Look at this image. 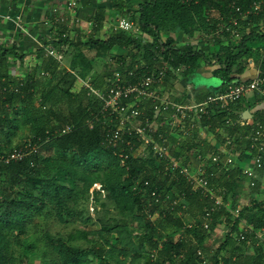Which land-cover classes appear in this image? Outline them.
<instances>
[{
  "label": "trees",
  "instance_id": "1",
  "mask_svg": "<svg viewBox=\"0 0 264 264\" xmlns=\"http://www.w3.org/2000/svg\"><path fill=\"white\" fill-rule=\"evenodd\" d=\"M235 1L243 10L252 2L112 0V18L108 22L115 23L119 17L131 19L142 34L151 38L148 43L142 36L136 38L127 33L99 37L107 21L105 8L90 18V34L84 35L82 28H76L84 35L76 40L71 36L62 38L70 31L68 24H58L56 18H50L55 33L47 45L62 53L64 62L45 58L24 81L10 76V57L14 52L0 54V151L13 147L9 132L17 127L16 115L28 128V138L41 139L40 149L31 158L0 167V264H17L22 257L30 260L35 252L33 244L26 245L29 225L43 214L57 217L63 224L78 220L83 226L68 235L44 234L58 264H264L262 240L256 234L244 242L237 238L244 223L264 235V194L259 182L252 188L257 197L235 216L247 182L242 169L244 154L258 153V147L252 148L244 136L253 126L264 125V111L254 115L258 122L248 130L226 124L227 119L236 125L248 122L241 115H233L239 102L231 106L230 112L214 114L204 121V127H214L217 137L228 134L233 138L226 144L237 155L238 164L229 171L214 162L217 153L211 155V149H203L195 143V137L170 139L173 157L181 158L190 168L199 156L208 157L204 168L210 187L224 190L225 201L230 204L212 213L209 232L204 229L203 217L213 208L212 200L192 191L182 176L167 173L163 163L150 155L133 158L129 153L115 154L106 149L102 144L107 136L105 128L98 125L91 130L84 125L98 103L89 96L87 88L74 92L78 80H89L95 89L104 88L110 67L105 64L98 74L96 66L99 60L105 63L109 57L125 61L129 57L130 68L137 59L146 61L151 69L165 65L184 68L186 76L196 73L202 62L215 61L220 68L214 76L221 79L224 87L240 84L232 77L242 74L241 60L251 51L248 44L260 36L253 28L245 34L246 28L250 23L256 28L264 25V16L241 24V40L228 34L218 35L224 21L228 23ZM180 35L189 42L177 46ZM221 37L230 43L222 47ZM261 37L264 40V34ZM214 43L219 50L210 56L208 49ZM117 50L127 53L122 56L115 53ZM178 77L170 73L166 85ZM209 95L212 94L206 97ZM17 106H23L20 113L13 110ZM68 124H76L78 129L67 135L54 134ZM241 135L243 139L239 138ZM145 182L149 185L145 186ZM153 192L159 198L153 197ZM176 200L181 203L174 206ZM88 204L100 206L105 212L97 218L99 229L91 227L94 222ZM190 221H194L193 229L186 228ZM222 225L227 234L215 248L210 238ZM249 246L255 248L253 255L247 252ZM19 247H23L22 252L17 250ZM199 251L205 254L204 259L198 257Z\"/></svg>",
  "mask_w": 264,
  "mask_h": 264
},
{
  "label": "built area",
  "instance_id": "2",
  "mask_svg": "<svg viewBox=\"0 0 264 264\" xmlns=\"http://www.w3.org/2000/svg\"><path fill=\"white\" fill-rule=\"evenodd\" d=\"M76 5L74 2L68 5V14L60 15L55 22L58 24H70L77 28L82 26V21L76 16ZM231 17L217 31L218 35H230L235 40L242 39L241 24L250 18L264 16V0H252L249 8L243 10L237 6L236 1L231 6ZM17 26L23 25L20 16L6 17ZM46 25H52L46 22ZM73 26V27H74ZM251 26V23L249 24ZM86 28L90 30L92 23L88 22ZM110 35L116 33H127L136 38L144 37V43H148L149 38L142 34L140 27L131 19L119 17L115 23L108 28ZM72 32L62 35V38L71 36ZM152 42V41H151ZM47 57H52L59 63L64 62L62 53L55 50H46ZM155 60V59H154ZM131 60H118L109 57L105 64H108L110 76L105 78V85L102 89L92 87L87 81L89 96L98 103V108L91 113L90 118L85 121V126L93 130L101 125L107 131V136L103 141V146L116 153H129L133 158H146L149 155L163 163L166 172L185 178L187 185L194 192L200 194L208 200H212L213 208L205 213L203 217L204 229L210 232L211 215L213 212L228 208L229 203L225 201L224 190H214L210 187V180L204 168L205 163H201L202 156H199L201 168H190L180 159H175L172 155L173 145L171 138L184 139L195 137L204 121L210 119L212 115H222L230 112L231 106L237 104L244 98L255 93L264 96V75L255 79L240 83L230 84L216 94L209 95L201 102L188 101L179 103L166 96V79L171 73L173 76H180L184 68L173 69L169 65L151 66L142 59L133 62ZM156 62V60H155ZM152 116H149L148 110ZM226 124L236 127L230 119ZM78 129L76 124H68L62 129L54 132L57 135H67ZM193 135V136H192ZM250 141L252 148L258 147V153L251 151L244 154L245 161L242 169L249 188L257 185V171L264 169V125L253 126L245 136ZM41 139L35 137L28 138L22 145L7 147L0 151V167L8 166L12 163L23 162L31 158L40 149ZM214 162L222 164V169L229 171L238 164L237 155L228 150L216 154ZM145 186L149 182L144 183ZM153 197L159 198L157 192L152 193ZM159 199H157V202ZM174 201V206L180 204ZM241 208L238 207L236 217L239 216ZM194 221L188 223L187 229L194 228ZM257 235L262 237L261 232H255L253 226L244 223V229L237 235L238 240L244 242L249 236ZM198 257L204 259L202 251L198 252ZM205 262V261H204Z\"/></svg>",
  "mask_w": 264,
  "mask_h": 264
},
{
  "label": "crops",
  "instance_id": "3",
  "mask_svg": "<svg viewBox=\"0 0 264 264\" xmlns=\"http://www.w3.org/2000/svg\"><path fill=\"white\" fill-rule=\"evenodd\" d=\"M111 1L112 0H0V54L3 51L14 52V54L10 57V76H12L16 81H24L27 76L32 74L36 68L43 64V60L45 58H51L49 56L47 57L45 54L47 49L56 51L53 46L47 45L52 41L55 30L52 26L46 25L45 23L50 22V18H57L60 15L68 14V5L71 2H74L76 5V16L82 21V26L79 28L84 30V35L90 34V30L86 28L90 18L94 17L98 11L105 8L107 21L104 23L103 30L99 34V37L103 38L108 36V28L112 24L108 22L112 16L111 13L113 12L111 8ZM7 16L22 17V27L19 25L17 26V24L13 21L7 20ZM69 25L70 24H68V26ZM73 26L70 27V32H72L71 38L73 40H76L79 37L84 38V35L80 31H77L78 28ZM251 26L246 28L245 34H249L253 28L260 34V36L258 38L256 37L255 40L248 44L251 51H249L248 55L241 60L243 62L242 65H244L242 68V74L233 75L232 78L235 83L248 82L258 76L264 75V40H261V36L264 34V25L261 24L258 28H256V26ZM146 37L149 38L148 41H151L150 37L147 35ZM221 41L222 47H225L230 43L226 37H221ZM179 42L180 43L177 46H183L189 41L187 38L180 35ZM193 44H197V42H194ZM202 48H205V45ZM208 50L209 55L212 56L217 50H219V47L214 43ZM115 53L124 56L127 51L117 50ZM103 65H105V63ZM97 66L99 67L97 68ZM97 66L96 72L101 74V60L97 62ZM219 68L220 65L215 61L211 63L202 62L201 67L196 73H193L190 76H186L183 73L178 78L171 81L170 84L166 85V96L179 103H185L188 101H203L206 98V95L216 94L224 88L221 79L214 76L215 70ZM197 76H203L207 80L211 79V82L204 85H198ZM86 83L87 81L78 80L75 84L74 92L79 93L82 89H86ZM22 109L23 106L13 108L16 113H20ZM263 111L264 96L260 93L249 95L234 106L233 115H241V117L244 118L245 112H249L252 117L251 119H248V122H240L236 126L247 129L249 126L257 124L258 120L257 118H254V115L257 113L260 115ZM15 117L16 120H18L17 127L14 131L9 132V139L12 146L19 145L28 139V128L24 127L20 123L19 115H16ZM213 129L214 127H211L210 129L209 126H201L199 132H196L195 134V143L204 147L203 149L205 150L207 149L206 146H208V150L211 149V155L228 150L226 143L230 140L233 141V138L228 134L217 137ZM242 131L244 134L245 130ZM239 138L243 139V136L241 135ZM261 172L258 170L257 174L262 176V184L259 182V188L260 192L264 194V172ZM243 189V194L246 190H251L246 181ZM256 197L257 194L252 195V199ZM224 226H220L218 230L213 232L211 239L212 246H215L214 244L217 240L219 238L223 239L227 234V230ZM260 239L262 240L260 241V244L264 248V235H262ZM247 250L250 255H253L255 252V248H253V246H249Z\"/></svg>",
  "mask_w": 264,
  "mask_h": 264
},
{
  "label": "rangeland",
  "instance_id": "4",
  "mask_svg": "<svg viewBox=\"0 0 264 264\" xmlns=\"http://www.w3.org/2000/svg\"><path fill=\"white\" fill-rule=\"evenodd\" d=\"M103 64L104 63L102 62L101 70L104 69ZM98 67L99 66H97V68ZM197 82H198V85H204L206 83L211 82V79L207 80L203 76H197ZM207 160H208V157L207 158L205 157V158H202L200 161L202 164L204 163L206 164L208 163ZM191 166L193 168L203 167V165H200L199 160L198 162L195 161ZM261 181H262V176L257 174V182H261ZM253 191L254 189H251V190L249 189V190H246L244 194H242V196L240 197V202H239L240 208H243L246 205L250 204L249 201H251L252 199V195L254 193ZM87 210L89 211L90 216L93 218V222H94V225H91V227H93V229H99L100 226L97 223V218L101 215H104L105 212L100 206L93 207V205L91 204L87 205ZM82 227L83 226L80 224L78 220L70 221L69 224H63L60 222V220L57 217H48V215H45V214L37 216L36 219L32 221V223L29 225V234H28V237L26 238L27 239L26 245L27 243L33 244L31 248L32 250H34L35 253L31 256L30 260H27L26 258L22 257V261L25 264H58L56 261H54V257L52 256L50 249L48 248L49 246L44 238V234L47 232H50L52 234L59 233L63 235H68ZM223 236H224V233H223ZM210 239H212V235ZM222 240L223 239H220V238L217 240V242L214 244L215 248H217V246L219 245V243L222 242ZM17 250L19 252H22L23 247H19L17 248ZM19 254H17L18 257H20ZM22 261L20 262V260H17V264H21ZM94 264H99V262L95 261Z\"/></svg>",
  "mask_w": 264,
  "mask_h": 264
},
{
  "label": "water",
  "instance_id": "5",
  "mask_svg": "<svg viewBox=\"0 0 264 264\" xmlns=\"http://www.w3.org/2000/svg\"><path fill=\"white\" fill-rule=\"evenodd\" d=\"M252 115L249 112H245L244 118L245 119H251Z\"/></svg>",
  "mask_w": 264,
  "mask_h": 264
}]
</instances>
